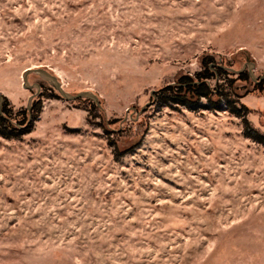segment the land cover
<instances>
[{
    "label": "rangeland",
    "instance_id": "rangeland-1",
    "mask_svg": "<svg viewBox=\"0 0 264 264\" xmlns=\"http://www.w3.org/2000/svg\"><path fill=\"white\" fill-rule=\"evenodd\" d=\"M205 54L264 76V0H0L3 97L26 109L40 68L102 114L30 75L40 116L0 137V264H264V145L150 103ZM239 86L264 132V91Z\"/></svg>",
    "mask_w": 264,
    "mask_h": 264
},
{
    "label": "trees",
    "instance_id": "trees-1",
    "mask_svg": "<svg viewBox=\"0 0 264 264\" xmlns=\"http://www.w3.org/2000/svg\"><path fill=\"white\" fill-rule=\"evenodd\" d=\"M250 61L248 55V62ZM200 66L201 69L194 75L179 76L175 82L155 90L150 97L151 106L173 110L185 108L193 112H227L232 117L242 119L248 138L264 145V132L249 121L251 109L242 102L243 96L239 93V83L249 84L254 90L263 92L264 80L260 83L253 82L248 71L238 73L242 69H234L233 63L216 55L205 54ZM52 96L54 95H47V98L51 99ZM80 102L88 105L86 111L90 115L102 118L100 106L90 100ZM41 111L42 105L38 101L33 103L31 111L27 108L16 111L8 99L4 98L0 115V137L8 140L23 138L32 131L34 121L39 118ZM99 126H102L101 123ZM110 144L115 148L118 157L125 155L118 151L114 141L111 140Z\"/></svg>",
    "mask_w": 264,
    "mask_h": 264
},
{
    "label": "water",
    "instance_id": "water-1",
    "mask_svg": "<svg viewBox=\"0 0 264 264\" xmlns=\"http://www.w3.org/2000/svg\"><path fill=\"white\" fill-rule=\"evenodd\" d=\"M255 67H256L255 63L248 62V64L246 66H244V68L242 70H240L238 73H242L248 68V73H249L252 81L255 83H260L264 80V76L258 78L255 74ZM32 74L39 76L41 79H43L44 81L49 83L51 85V87H53L56 91H58L60 96L63 99H65L66 101L75 102V101H78L81 99L90 100V101L94 102L95 104H97L98 106H100L99 97L96 94H94L92 92H88V91H84V92H81L78 94H71L63 88L61 81H59V79L57 77L52 75L49 71L39 68V69H27L25 71V73L23 74V87L27 90L37 89L36 95H33L32 97L29 98L28 105H27V109L29 111L32 110V103H33L35 96L39 95L41 90H42L41 85H39V84L31 85L30 84L29 77ZM3 102H4V97H3L2 93L0 92V115H2ZM31 120H32V118L30 117L29 121H31Z\"/></svg>",
    "mask_w": 264,
    "mask_h": 264
}]
</instances>
